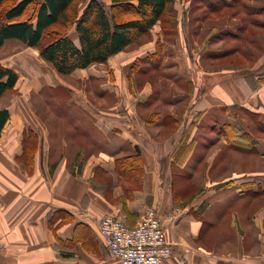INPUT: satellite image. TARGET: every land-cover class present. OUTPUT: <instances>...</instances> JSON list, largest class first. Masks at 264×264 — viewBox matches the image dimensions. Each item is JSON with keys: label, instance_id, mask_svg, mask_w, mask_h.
Segmentation results:
<instances>
[{"label": "crops", "instance_id": "obj_1", "mask_svg": "<svg viewBox=\"0 0 264 264\" xmlns=\"http://www.w3.org/2000/svg\"><path fill=\"white\" fill-rule=\"evenodd\" d=\"M205 1L251 7L246 0H199L200 7ZM168 11L176 20L173 34H166L159 21L134 48L68 75L91 82L95 95H111L112 100L101 109L85 104L82 94L72 93L71 104L81 107L64 106L60 113L87 120L78 127L69 123L76 133L70 140L74 146L60 134L65 119L57 117L60 123L54 125L59 128H52L36 109L37 101L47 96L53 101L59 98L60 104L67 100L65 90L51 93L52 87L72 86L67 75L51 66L47 73L31 74L29 54L10 66L3 64L18 74V80L0 99V110L10 113L0 134V235L19 236L12 239L13 246L1 248V257L18 259L19 264H121L103 244L99 220L111 214L134 226L147 209L154 208L177 255L165 264H181L178 257L185 264H264V139L255 138L243 120L219 123L210 116L220 113L227 120L231 110L244 108L246 114L257 116L264 130V82H260L264 74L252 77L255 86L243 76L210 86L212 78L202 64L227 52L215 54L218 48L209 37L199 46L191 45L193 36L200 35L201 41L207 34L205 23L198 24L202 10H192L191 1L174 0ZM245 16L257 14L247 11ZM234 21L237 28L226 25L217 32L238 35L249 28ZM12 41L22 43L6 40L0 51ZM38 61L40 67L47 63L41 57ZM153 66L158 69L153 71ZM148 72L183 87L189 83L188 108L169 107L166 100L178 98L180 92L158 94L149 80L140 79ZM134 75L144 85L134 88ZM54 113L49 108V115ZM168 115L182 121L170 123ZM31 133L37 139L30 138ZM80 135L86 144L76 142ZM32 144H37L35 149ZM25 150H33L30 168L21 160ZM132 150L142 155L143 176L139 187L129 189L116 174V159L134 154Z\"/></svg>", "mask_w": 264, "mask_h": 264}, {"label": "trees", "instance_id": "obj_2", "mask_svg": "<svg viewBox=\"0 0 264 264\" xmlns=\"http://www.w3.org/2000/svg\"><path fill=\"white\" fill-rule=\"evenodd\" d=\"M78 1L18 0L12 3L13 0H0V48L6 40H19L36 48L40 57L59 74L67 75L94 63L107 62L139 37L149 34L159 21L163 22V30L168 35L173 34L176 27V20L168 11L174 0H110L109 6L100 0H88L82 12L76 8ZM33 5L32 15L23 19ZM209 7L212 12L220 13L235 5L225 7L217 2ZM72 29L77 35V43L69 35ZM157 69L153 66V71ZM154 74L156 72H148L147 80L153 79ZM17 80L18 74L0 61V99L14 89ZM9 117L8 109L0 110V134ZM166 119L171 123V119L175 122L178 118L168 115ZM172 126L176 128L173 123ZM30 138L37 139L33 133ZM32 155L31 150L25 162L29 168ZM116 174L131 186L129 189L139 187L143 176L141 153L136 151L118 157Z\"/></svg>", "mask_w": 264, "mask_h": 264}, {"label": "rangeland", "instance_id": "obj_3", "mask_svg": "<svg viewBox=\"0 0 264 264\" xmlns=\"http://www.w3.org/2000/svg\"><path fill=\"white\" fill-rule=\"evenodd\" d=\"M16 1L18 0H13L12 3ZM38 1H42V0H36V2ZM87 1L88 0H79L76 4V8H78L79 11L82 12ZM100 1L106 6L110 5V0H100ZM188 1H191L192 10L194 9L202 10L200 13H198L199 14L197 17L198 24H200V26L202 27V25L205 23L204 26H206V33H207L202 36L201 41L198 40V37L200 35L193 36L191 40V43H192L191 45L199 46L205 40L206 37H209L211 39V42L214 43L212 44L213 47L218 48L215 51H213L215 52V54H217L219 50H221L219 52H223L224 54L225 52H227L226 55L223 54L224 55L222 57L223 59L219 57V60L214 61V62L210 60H206L205 62L206 65L202 64V68L205 70V72L210 73V74H207L206 76H208L209 78H212L210 82V86L213 85L214 83H216L217 85L221 83L230 84L231 81L236 78V76L245 77V79L249 82V84L255 86L254 81L253 82L251 81L252 77L254 78V75L257 76L258 74H264V16H263L264 0H251V1L246 0V2H250L251 7L245 6L244 9H241L239 6L237 7L235 6L229 10H226L223 13H217V12L210 11L207 7L212 6V3H209V2L207 3V1H205L206 4L201 5V7L199 5L200 3L199 0H188ZM34 7L35 5L31 7V9L27 12V14L23 17V19H27L29 16L32 15ZM245 10L249 11L250 13H256V10H257V13H256L257 17L247 18L245 16ZM227 16L232 20H227L226 19ZM234 19H237L239 24L243 26L247 25L249 27L247 31L243 32L242 34L239 32L238 35L236 34H228V35L226 34L225 35V34H219V32H217L218 30H221L222 28H224L226 25H228L229 27L233 29L237 28L235 21H234L235 24L232 23ZM69 35L71 36L72 39L76 38L75 32L73 29L70 31ZM135 42H133L129 46L134 45ZM129 46H127L126 48H128ZM134 47L135 45L132 48ZM221 47L226 48V49H222ZM206 49L208 52V49H210V47L209 48L206 47ZM190 52L192 54V51ZM23 54H29L30 56V61L32 63V66L30 68L31 74L47 73V71L52 70L51 69L52 66L49 63H45L43 67L39 66L38 58L40 59V57L38 55L37 49H33L25 44L13 42V41L10 43H7L3 47V49H1L0 60L2 64L6 66H10L13 63V61H17L18 57H22ZM202 59L204 60V58ZM68 75L70 74H67L65 78L72 85L71 87H69L70 89L63 85H62V88H54V87L51 88L52 94H55V92L58 93L62 90L67 91L68 92L67 100H65L63 104H60L59 98H56L57 101H53L49 96H47L45 99H40L39 101H37L36 109H37V112L39 113V116L43 118V121L46 119L49 125L51 124L50 126L52 128L53 127L59 128L58 125H54V123H58V122L60 123V120L57 117H61L65 119L62 122L66 124V126L64 127L62 132H60L58 129L55 132H60V134L62 133L61 135L65 136L70 142V140L71 141L73 140L71 138L72 137L74 138L76 133L73 132V127L69 123H72L74 126L78 127L80 122L81 123L87 122L86 117L84 116H83V120H81V117H82L81 115H78V116H73L70 114L62 115L60 113L61 110L62 112L65 111L64 106L68 108H70L71 106L81 107L80 104L78 103L71 104L72 102L71 99L73 98L72 93L82 94L83 96L87 98V101H85L84 99L85 104L89 106L94 105L101 109L107 107L108 104L112 102V100H111V95L110 96L107 95V97L102 96L101 94L98 95L97 93L95 95L93 92L95 89L92 88L91 82L87 80L71 79L70 77H68ZM134 76H135V79L132 84L134 88H136V85L138 87L139 84L144 85L140 82V79L143 81L145 79H149L148 76L146 77L141 76L140 79H139V75H134ZM260 76H264V75H260ZM152 78L153 79H150V81H147V82H149L153 86L154 90L158 94L160 95L163 94L162 96H164V94L170 93L169 96H173V93L180 92V95H178L179 96L178 98L171 97V100L169 98L166 100L165 103H169L170 104L169 107L174 106V107H178V108H182L183 110H186L188 106L191 104V99H190L191 97L188 96V91L190 88L189 83H186L185 87H183L180 84H177L176 82L174 83L171 82L172 80L171 81L168 80L170 79L169 77L162 79L161 76L154 74ZM257 88L258 87L256 86V89ZM9 92H12V91H9ZM40 93L42 95L43 91ZM176 99H178L179 102L174 103L173 101H177ZM155 105L156 104H152L150 107H157ZM159 106L163 107L161 103L159 104ZM49 108H51L52 111H54L56 114L54 113L52 115H49ZM237 110L239 112H235L231 110V112L227 114V120L224 114H220V113L212 114L210 115L212 117V122L215 121V118L218 120L219 123L226 121L229 124L230 123L236 124V122L243 120L241 123L248 125V130L254 132L255 138H257V135H258L260 136L261 139H264V132H261V133L259 132L261 129L262 131L264 130L262 128V125L259 123L257 116H254L252 114H246L245 113L246 110L244 108L243 109L237 108ZM54 116H56L57 119H55ZM202 125L204 127H207V123L206 125L205 124H202ZM257 125H260L261 127L259 130L257 129ZM70 127L72 128V131L71 129H69L70 131L66 133V130ZM82 130H84V128L79 129V131H82ZM82 133L84 132L82 131ZM200 133H204V131L202 130ZM79 137L80 139L76 140V142L82 141L84 142V144H86L87 142L86 139L81 135ZM242 137L243 139H246V136H242ZM69 144L71 146H74L75 143L70 142ZM36 145L37 144H34V145L32 144V149H35ZM130 147L132 149L134 148L132 144H130ZM132 153H134V150H132ZM27 157H28V153L26 151V154L21 160H23V162L25 163L27 160ZM18 236L19 235H0V250L3 246H6V245L13 246L12 239L17 238ZM15 247H17V245ZM28 249L29 248L27 247V250ZM17 250H20V249H17ZM15 252H18V251H15ZM11 259L12 260H8L0 256V264H14L13 261L17 262V264L20 263L18 259H13V258ZM24 264H28V263H24Z\"/></svg>", "mask_w": 264, "mask_h": 264}, {"label": "built area", "instance_id": "obj_4", "mask_svg": "<svg viewBox=\"0 0 264 264\" xmlns=\"http://www.w3.org/2000/svg\"><path fill=\"white\" fill-rule=\"evenodd\" d=\"M98 233L110 255L121 264H165L177 256L154 208L147 209L134 226L117 216L105 215L98 222ZM178 260L186 263L183 258Z\"/></svg>", "mask_w": 264, "mask_h": 264}]
</instances>
